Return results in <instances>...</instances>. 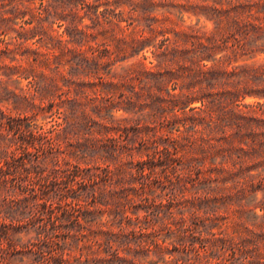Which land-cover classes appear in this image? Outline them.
Instances as JSON below:
<instances>
[{
	"label": "trees",
	"instance_id": "16d2710c",
	"mask_svg": "<svg viewBox=\"0 0 264 264\" xmlns=\"http://www.w3.org/2000/svg\"><path fill=\"white\" fill-rule=\"evenodd\" d=\"M50 3L53 18L66 8V37L48 35L45 48L38 45L31 51L45 68L52 59L66 61V74L32 68L33 88H23L21 97L66 99L73 116L66 134H78L79 147L94 156L110 143L115 153L117 146L132 150V134L143 133L142 146L149 149L152 138L146 132L158 122L161 130L168 128L175 152L159 149L158 139L167 141L162 134L151 142L154 154L145 152L146 158L131 162L148 178L147 184H163L166 194H172L182 192L187 182L204 179L210 184L209 201L210 191H219L213 182H264V102L242 101L249 96L264 99V0H48L46 5ZM28 11L31 20L25 22L32 27L27 34L37 29L33 22L42 20L35 4L30 2ZM59 45L66 53L58 54ZM133 58L138 60L130 63ZM138 101L150 109L143 117L115 118L117 110L135 112ZM184 146L189 154L181 159L176 154ZM159 166H164L160 173ZM62 170L51 173L58 177ZM3 171L0 165V176ZM64 171L69 181L80 173L78 165ZM183 221L177 227L180 233ZM208 234L184 241L199 260L203 253L195 241L206 247L221 242L223 247L235 240L233 235ZM242 249L248 252L246 244Z\"/></svg>",
	"mask_w": 264,
	"mask_h": 264
},
{
	"label": "rangeland",
	"instance_id": "374dc122",
	"mask_svg": "<svg viewBox=\"0 0 264 264\" xmlns=\"http://www.w3.org/2000/svg\"><path fill=\"white\" fill-rule=\"evenodd\" d=\"M30 2L42 10V20L33 22L37 29L27 34L32 27L25 22L31 20ZM41 2L0 0V165L4 168L0 264H264V182H213L219 191H210L209 201L210 184L198 178L187 182L184 192L166 194L163 184H147L148 178L131 162L135 164L141 155L146 158L145 152L154 154L151 142L162 134L167 141L158 139L159 149L169 147L175 152L168 128L161 130L158 122L152 125L146 132L152 138L147 140L149 149L142 146L143 133L132 134L128 144L134 149L117 146L115 153L110 143V148L101 147L105 150L94 156L78 146V134H66L73 121L66 99L21 97L23 88H33L32 68L66 74V61L60 64L52 59L45 68L33 59L31 49L45 48L48 35L66 37V8H59L60 18H53L49 14L55 11L53 4L46 5L45 0L42 6ZM33 34L34 38L26 39ZM57 52L60 55L66 49L59 45ZM114 68L119 72L121 65ZM242 101L264 99L249 96ZM139 103L135 112L115 111V118L143 117L150 109ZM188 154L189 147L184 146L176 155L185 159ZM76 165L80 173L69 181L64 170L72 171ZM58 168L64 170L54 177L51 170ZM182 219L180 233L177 227ZM210 231L218 237L233 235L235 240L223 247L221 242L206 247L195 241L203 253L204 259L199 260L184 241L211 236ZM245 244L247 253L242 249Z\"/></svg>",
	"mask_w": 264,
	"mask_h": 264
}]
</instances>
